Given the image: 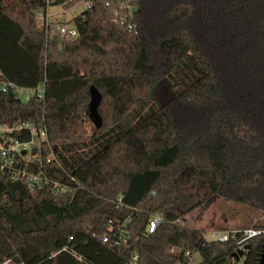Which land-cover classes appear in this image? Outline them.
I'll use <instances>...</instances> for the list:
<instances>
[{"label":"trees","instance_id":"obj_1","mask_svg":"<svg viewBox=\"0 0 264 264\" xmlns=\"http://www.w3.org/2000/svg\"><path fill=\"white\" fill-rule=\"evenodd\" d=\"M90 1L58 42L44 0H0V83L44 85L25 102L0 86V125L43 124L42 173L75 187L0 174V264H264V232L237 263L235 239L181 224L212 196L264 214V0H132L137 33L114 21L127 0Z\"/></svg>","mask_w":264,"mask_h":264},{"label":"built area","instance_id":"obj_2","mask_svg":"<svg viewBox=\"0 0 264 264\" xmlns=\"http://www.w3.org/2000/svg\"><path fill=\"white\" fill-rule=\"evenodd\" d=\"M131 1L127 0L125 2L127 9L125 16H121L117 9L114 10V21L124 25L128 32L137 33V26L133 22L135 7ZM79 3L85 4L83 10L91 6L90 0H67L64 3L59 0H44V6L35 11L36 25L50 39L62 41L75 37L77 35V28L72 18L76 14L69 20H65L62 14L66 10L74 13V6ZM106 5L109 6V2H106ZM51 6H57L59 9L52 10ZM122 6V2H119V7ZM0 86L3 91H11L21 97L24 102L33 95H36L39 100L44 99L43 84L37 88H24L13 82L3 81L0 83ZM19 132H27L29 137L27 139H20V137L14 135ZM45 139L46 129L43 124L36 125L28 121H22L0 125V174L5 172L11 179L24 182L30 189L48 186L55 195L71 192L75 188L73 185L51 181L42 173L41 142ZM31 167L33 168L31 169ZM160 222L161 217L159 215H153L149 221L148 232H152ZM262 232H264V228H253L251 226L243 229L212 230L207 239L225 242L233 238L235 239L233 246L236 252L237 249L243 247L248 238ZM238 235L241 236L238 237ZM103 240H106V237ZM185 254L187 255L188 252H185ZM1 264H11V262L4 260ZM127 264H140L136 253L132 254ZM186 264L190 263L188 262Z\"/></svg>","mask_w":264,"mask_h":264},{"label":"rangeland","instance_id":"obj_3","mask_svg":"<svg viewBox=\"0 0 264 264\" xmlns=\"http://www.w3.org/2000/svg\"><path fill=\"white\" fill-rule=\"evenodd\" d=\"M84 7V3H79L74 6V13L66 10L62 16L65 20H69L73 15L82 11ZM51 9L57 10L59 7L51 6ZM262 222H264L263 213L245 204L219 196H212L181 220V224L201 229L206 239L209 238L212 230L238 229L239 227H248ZM220 226H223V228H219ZM198 260L199 257L196 255L194 263H197Z\"/></svg>","mask_w":264,"mask_h":264},{"label":"water","instance_id":"obj_4","mask_svg":"<svg viewBox=\"0 0 264 264\" xmlns=\"http://www.w3.org/2000/svg\"><path fill=\"white\" fill-rule=\"evenodd\" d=\"M101 99V94L98 91V89L94 85L89 86V102H88V110H89V118L91 121L95 124L96 127H99L101 125V117L98 113V105ZM244 247H249L248 244H246ZM237 255L242 254V250L237 249L236 250ZM264 257V250L262 252V258Z\"/></svg>","mask_w":264,"mask_h":264},{"label":"flooded vegetation","instance_id":"obj_5","mask_svg":"<svg viewBox=\"0 0 264 264\" xmlns=\"http://www.w3.org/2000/svg\"><path fill=\"white\" fill-rule=\"evenodd\" d=\"M246 244H248L247 242L243 245V247L242 248H239L240 250H242V254L241 255H237V253L235 252L234 254H235V258H236V262L237 263H239V257H241L245 252H247L248 251V247L246 248V247H244ZM264 258V257H263ZM263 262V261H262Z\"/></svg>","mask_w":264,"mask_h":264}]
</instances>
